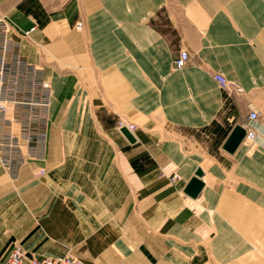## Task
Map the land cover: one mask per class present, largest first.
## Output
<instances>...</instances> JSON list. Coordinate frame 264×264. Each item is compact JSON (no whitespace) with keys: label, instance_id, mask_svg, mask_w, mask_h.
<instances>
[{"label":"crops","instance_id":"1","mask_svg":"<svg viewBox=\"0 0 264 264\" xmlns=\"http://www.w3.org/2000/svg\"><path fill=\"white\" fill-rule=\"evenodd\" d=\"M34 1L35 8L18 3L11 13L29 37L18 32L11 38L28 61L44 65L55 99L44 160L25 166L16 183L56 164L60 172L73 168L80 179L122 180L117 209L127 211L129 179L150 181L143 193L157 195L177 174L180 192L167 190L153 201L147 225L185 230L194 238L200 226L194 206L205 193L204 206L219 208L214 196L225 193L222 180L232 177L221 165L238 161L246 143L234 153L224 146L235 127L245 128L252 109L260 113L257 151L264 149V0ZM181 50L190 61L176 70ZM218 73L244 94L229 97L213 78ZM58 108L63 119L56 135ZM121 118L136 125V143L118 129ZM198 168L205 187L192 199L184 189ZM7 177L0 166V202Z\"/></svg>","mask_w":264,"mask_h":264},{"label":"rangeland","instance_id":"2","mask_svg":"<svg viewBox=\"0 0 264 264\" xmlns=\"http://www.w3.org/2000/svg\"><path fill=\"white\" fill-rule=\"evenodd\" d=\"M19 2L0 0V16L12 22L16 34L22 32L11 13ZM28 4L36 7L34 0L18 7ZM58 115L59 108L52 118L58 121L53 122L56 135L63 119ZM221 166L232 177L222 180L225 193L214 196L220 201L217 210L204 206L205 193L194 206L200 223L194 238L185 230L175 234L169 227L147 225L146 217H154L153 201L165 197L167 190L180 192L182 178L177 174L160 186L165 191L157 195L143 193L152 186L150 181L129 179L127 211L117 209L123 203L117 193L122 180L80 179L73 168L60 172L57 164L44 177L34 175L29 181L16 183L7 177L0 202V263L14 245H22L37 256L65 252L88 264H187L188 259L194 264H264V149L257 151V144L246 143L238 161Z\"/></svg>","mask_w":264,"mask_h":264},{"label":"built area","instance_id":"3","mask_svg":"<svg viewBox=\"0 0 264 264\" xmlns=\"http://www.w3.org/2000/svg\"><path fill=\"white\" fill-rule=\"evenodd\" d=\"M81 29L83 24L77 23ZM14 25L0 16V165L8 178L16 181L21 170L30 163L44 160L47 148L54 90L44 69L22 55L21 46L11 38ZM25 32L23 37H29ZM190 54L181 50L174 60V69H184ZM229 97L243 95L244 89L231 83L223 74L213 76ZM260 113L252 109L245 126L244 143L255 144L256 124ZM118 129L126 127L134 133L136 125L119 119ZM47 170L38 168L35 176L44 177ZM0 264H87L79 257L63 255L37 256L22 245H14Z\"/></svg>","mask_w":264,"mask_h":264},{"label":"water","instance_id":"4","mask_svg":"<svg viewBox=\"0 0 264 264\" xmlns=\"http://www.w3.org/2000/svg\"><path fill=\"white\" fill-rule=\"evenodd\" d=\"M120 132L131 144L137 142L134 134L130 132L126 127L120 129ZM245 136L246 130L243 127H235L224 146L225 150L229 153H234L237 148L243 143ZM204 176V170L202 168H198L193 178L189 181L186 188L184 189L185 195L192 199H197L201 195L205 187V183L203 181Z\"/></svg>","mask_w":264,"mask_h":264},{"label":"bare ground","instance_id":"5","mask_svg":"<svg viewBox=\"0 0 264 264\" xmlns=\"http://www.w3.org/2000/svg\"><path fill=\"white\" fill-rule=\"evenodd\" d=\"M205 183V182H204Z\"/></svg>","mask_w":264,"mask_h":264}]
</instances>
